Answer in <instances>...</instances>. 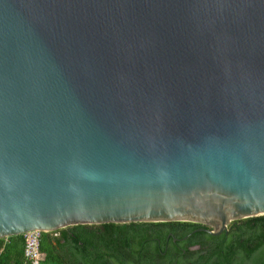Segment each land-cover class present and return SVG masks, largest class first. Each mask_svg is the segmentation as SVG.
<instances>
[{
	"label": "water",
	"instance_id": "water-1",
	"mask_svg": "<svg viewBox=\"0 0 264 264\" xmlns=\"http://www.w3.org/2000/svg\"><path fill=\"white\" fill-rule=\"evenodd\" d=\"M264 215V0H0V238Z\"/></svg>",
	"mask_w": 264,
	"mask_h": 264
},
{
	"label": "flooded vegetation",
	"instance_id": "flooded-vegetation-1",
	"mask_svg": "<svg viewBox=\"0 0 264 264\" xmlns=\"http://www.w3.org/2000/svg\"><path fill=\"white\" fill-rule=\"evenodd\" d=\"M236 223L218 234L210 226L187 228L182 222H130L115 229L77 224L51 232L63 264H226L224 246Z\"/></svg>",
	"mask_w": 264,
	"mask_h": 264
},
{
	"label": "trees",
	"instance_id": "trees-1",
	"mask_svg": "<svg viewBox=\"0 0 264 264\" xmlns=\"http://www.w3.org/2000/svg\"><path fill=\"white\" fill-rule=\"evenodd\" d=\"M182 224L187 228L196 226ZM100 226L111 229L121 227L114 223ZM227 237L229 242L224 246L226 264H264V215L238 220ZM53 240L52 232L42 233L39 264L64 263L59 242L54 245ZM212 254L219 256L220 251ZM0 264H30L24 256L23 234L0 238Z\"/></svg>",
	"mask_w": 264,
	"mask_h": 264
},
{
	"label": "built area",
	"instance_id": "built-area-1",
	"mask_svg": "<svg viewBox=\"0 0 264 264\" xmlns=\"http://www.w3.org/2000/svg\"><path fill=\"white\" fill-rule=\"evenodd\" d=\"M42 233L44 232L32 230L23 234L24 256L30 264H39V247Z\"/></svg>",
	"mask_w": 264,
	"mask_h": 264
}]
</instances>
